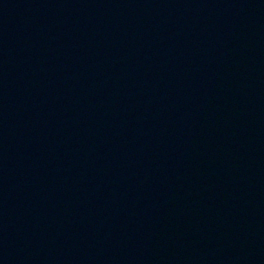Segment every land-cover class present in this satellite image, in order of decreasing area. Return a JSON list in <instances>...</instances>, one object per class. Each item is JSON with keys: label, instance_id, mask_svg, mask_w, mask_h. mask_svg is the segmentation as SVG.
I'll list each match as a JSON object with an SVG mask.
<instances>
[{"label": "water", "instance_id": "1", "mask_svg": "<svg viewBox=\"0 0 264 264\" xmlns=\"http://www.w3.org/2000/svg\"><path fill=\"white\" fill-rule=\"evenodd\" d=\"M0 264H264V0H125L0 73Z\"/></svg>", "mask_w": 264, "mask_h": 264}]
</instances>
